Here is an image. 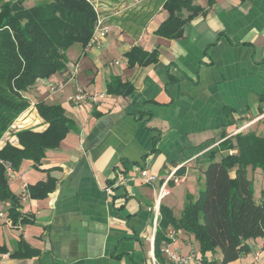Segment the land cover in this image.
Here are the masks:
<instances>
[{
	"label": "crops",
	"instance_id": "crops-1",
	"mask_svg": "<svg viewBox=\"0 0 264 264\" xmlns=\"http://www.w3.org/2000/svg\"><path fill=\"white\" fill-rule=\"evenodd\" d=\"M93 1L110 32L90 48L77 44L67 71L39 79L26 92L31 106L1 141L0 147L22 148L18 132L48 128L40 101L61 105L73 122L58 148L40 162L24 159L10 181L23 216L32 221L14 224L9 205L0 203L6 214L0 216V245L8 250L0 253V264H152L155 205H171L174 189L177 198L198 197L213 159L238 152L222 142L264 127V0H193L202 11L174 39L157 34L170 15L166 0ZM135 46L158 50V61L130 65L128 52ZM76 64L80 71L68 80ZM62 80L64 89L51 93L49 83ZM118 80L125 85L112 91L110 84ZM78 86L92 95L81 105L68 101ZM142 168L157 180L144 182ZM171 171L179 182L171 181L158 201ZM49 177L55 189L32 198L30 186ZM177 236L178 251L201 255L192 235ZM21 240L37 252L12 258ZM217 249L211 256L222 259ZM253 249L232 264L245 255L249 264Z\"/></svg>",
	"mask_w": 264,
	"mask_h": 264
},
{
	"label": "trees",
	"instance_id": "trees-1",
	"mask_svg": "<svg viewBox=\"0 0 264 264\" xmlns=\"http://www.w3.org/2000/svg\"><path fill=\"white\" fill-rule=\"evenodd\" d=\"M26 0H0V142L17 118L31 106L27 91L39 79L68 70V50L75 44L87 47L101 14L93 0H48L26 7ZM170 15L157 30L167 38L183 35L185 24L202 11L193 0H166ZM184 10L190 14L185 16ZM130 65H148L158 61L159 51L151 52L139 46L128 52ZM125 85L119 80L110 84L112 91ZM115 86V90H113ZM40 115L49 123L43 132L26 129L18 132L22 148L11 143L0 147V203L8 204V216L14 224L32 220L23 216L21 199L12 190L6 176V162L19 169L24 159L40 162L50 149H56L73 127L65 109L59 104L40 101ZM264 123V120L262 121ZM228 152L221 160L213 159L206 170V187L195 198L187 195L180 217L168 206L160 205V217L155 233V253L161 257L163 242H172L171 229L177 235L186 231L199 243L204 264H232L248 250L247 241L264 237V188L255 199L253 181L247 170L264 171V135L257 127L237 133L221 144ZM56 181L49 177L30 186L32 198H45L55 189ZM25 215V214H24ZM15 248L10 256H32L37 251L25 244L26 250ZM220 249L222 259L208 252ZM0 245V253H7Z\"/></svg>",
	"mask_w": 264,
	"mask_h": 264
},
{
	"label": "built area",
	"instance_id": "built-area-1",
	"mask_svg": "<svg viewBox=\"0 0 264 264\" xmlns=\"http://www.w3.org/2000/svg\"><path fill=\"white\" fill-rule=\"evenodd\" d=\"M98 9V6H97ZM99 11V9L97 10ZM110 32V26L106 23L105 17L101 14L98 17L97 25L93 37L91 38L89 44L86 48H90L93 44H99L101 41L108 35ZM80 71V66L76 64L72 71H70L67 76L68 80L73 79ZM66 84V80L62 81H52L49 83V91L51 93H55L57 91L63 90ZM91 94L81 86L77 87V91L68 97V101L75 104L81 105L85 101L91 98ZM93 99L96 100V97L93 96ZM2 141V140H1ZM1 143V142H0ZM6 166V176L9 181H12L17 178L16 169L10 162L5 163ZM141 178L146 183H153L157 180V175L152 174L149 172L147 168H142L141 171ZM171 181L175 183L179 182V179L176 176L175 171H171L170 174L164 179L162 182L159 194H158V201H160L166 194H168V185ZM111 191V188H108ZM155 217H154V226H153V233H156L158 219L160 216V208L159 205H155L154 207ZM0 216L5 217V212L0 211ZM169 237L172 242H168L165 244L164 247L161 248V253L165 258L162 260L158 258L153 249L151 252V262L152 264H204L203 260L201 259L200 255H197L194 251L190 252L189 254H183L180 251H173L171 249V245L177 240V232L174 229L169 231ZM252 259L249 264H264V247H256L252 250L251 253Z\"/></svg>",
	"mask_w": 264,
	"mask_h": 264
},
{
	"label": "rangeland",
	"instance_id": "rangeland-1",
	"mask_svg": "<svg viewBox=\"0 0 264 264\" xmlns=\"http://www.w3.org/2000/svg\"><path fill=\"white\" fill-rule=\"evenodd\" d=\"M46 1H48V0H39V2H36V4L37 3H43V2H46ZM36 4H30V2H25L26 7H31L32 5H36ZM77 46L78 45L75 44V45H73L72 47L69 48L68 57L70 59L72 58V56H74L73 52L75 51ZM259 130L264 135V127H263V125L259 128ZM219 158H220V156H217L216 160H219ZM247 176L250 179H252L253 188H254V196H255V199L259 200L261 195H262V190L264 188V171L262 169L253 170L252 168H249L247 170ZM175 191L176 190L174 189V194H173L172 199H171L172 200V204L171 205L165 204V205L168 206L169 208H171L173 210V212H174V215L177 216L176 212L181 215V213H182V211H183V209H184V207L186 205L187 197L184 195L186 197L185 200L183 198L184 197L183 195H182V197L177 198V196L179 197V194L176 193ZM200 192H201V190L198 191V195L200 194ZM195 198H196V196H195ZM5 217H6V214H5ZM256 242H258L260 244H264V237H258V238H255V239H249L247 241L248 250L249 251H250L251 248H255ZM171 249L173 251H177L178 250L176 247H174L173 244L171 245ZM193 250H195V249H193ZM188 251H190V250L184 249V251H181V252L184 253V254H186V253L189 254L190 252L188 253ZM217 252H218V249H217ZM213 253H215V252L211 251V252L208 253L210 259L213 258V256H211V254H213ZM246 254H248V253H246ZM245 256L246 257H243L241 263L238 262L239 264H248L249 257H248V255H245Z\"/></svg>",
	"mask_w": 264,
	"mask_h": 264
}]
</instances>
